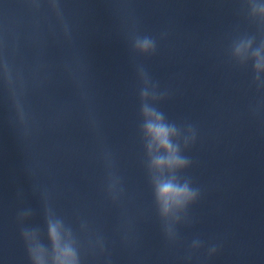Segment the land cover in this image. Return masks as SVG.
Wrapping results in <instances>:
<instances>
[{"label": "clouds", "instance_id": "9594fccd", "mask_svg": "<svg viewBox=\"0 0 264 264\" xmlns=\"http://www.w3.org/2000/svg\"><path fill=\"white\" fill-rule=\"evenodd\" d=\"M32 3L37 8L40 7L39 0H32ZM47 3L62 25L65 37L70 38V28L65 20L60 0H47ZM246 3L249 17L264 25V0H246ZM129 40L135 55L147 57L157 51V41L150 35H141L133 30L129 34ZM231 58L241 66L251 62L253 83L258 89H264V39L256 44L255 36L237 37L231 45ZM137 74L141 82L140 133L145 147L146 168L165 238L174 243L178 238L176 226L188 221V210L201 195L200 189L193 187L191 179L182 175L191 164L190 158L183 153L195 142L196 129L192 124L177 125L169 121L165 113L156 106L167 93L159 91V85L152 80L143 65H137ZM0 75L7 86L15 118L26 127L28 114L22 96L16 88L13 69L6 59L0 60ZM105 160L107 166L111 168L108 154H105ZM119 183V178L109 171L107 190L113 199L118 198ZM31 214V210L22 212L20 220ZM44 222L47 245L42 242L39 228L21 230L30 264H81L77 248L63 241L65 233L72 235L71 227L47 206V202ZM33 239L36 240L35 244L32 243ZM97 243L103 250V241L98 240ZM201 245L202 242L199 240L192 242L193 249H199ZM208 251L209 255L213 254L216 246L210 247Z\"/></svg>", "mask_w": 264, "mask_h": 264}]
</instances>
